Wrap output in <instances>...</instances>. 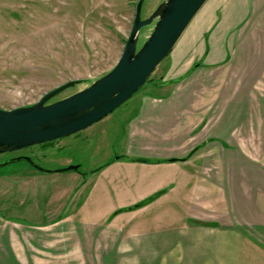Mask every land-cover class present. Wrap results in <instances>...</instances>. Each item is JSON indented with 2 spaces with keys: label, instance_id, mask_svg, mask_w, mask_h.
Segmentation results:
<instances>
[{
  "label": "rangeland",
  "instance_id": "1",
  "mask_svg": "<svg viewBox=\"0 0 264 264\" xmlns=\"http://www.w3.org/2000/svg\"><path fill=\"white\" fill-rule=\"evenodd\" d=\"M137 1L0 0V108L34 104L54 87L69 80H79L49 100L54 101L107 73L122 52ZM161 1L145 0L141 18H146ZM212 5L213 0L204 2L145 84L99 123L106 124L104 135L75 138L74 135L0 153V163L27 156L46 170L39 171L23 159L0 166V236L10 232L9 235L31 242L27 245L29 250L20 246L23 248L18 251L20 261L16 264H136L134 256L126 257L125 254L133 252L130 241L136 236L135 232L151 228L148 224L151 218L145 217L146 225L140 227L136 224H140L143 217L126 215L124 219L128 218L129 230L120 229V224H70L72 216L68 223H52L68 215L81 202L84 207L79 217L89 221L99 217L104 219L124 207L129 193L142 186L134 179L136 175L140 178L139 173L125 175L123 170L118 172L112 168L110 175L105 171L96 178L87 196L90 180L81 173L86 175L87 171L120 155L152 159L147 150L139 148L142 142L130 135L133 127H147L140 124L146 113L136 112L137 107L133 106L136 98H158V93L151 89L152 83L164 82L162 76L170 65L176 67L174 73H177L202 63L205 59L201 57V51L209 56V63L222 64L216 68H202L197 76L193 100L198 111L209 114L203 130L192 133L189 140H209L222 146L180 151L215 160L220 157L240 159L236 167L227 166V172H239L238 193L242 199L257 198L260 202L259 197L264 191V19L252 21L250 29L245 28L248 35L238 44V52H225L227 42L222 43V38L217 37L211 39V52L207 54L203 45L206 37L201 41V32L216 24L217 18L211 14ZM217 25L224 29L228 24L222 28L221 24ZM152 26L153 23L141 28L138 47ZM243 28L238 31L242 32ZM197 81H186L182 86L188 91L187 88L191 90ZM198 118L191 117L190 122L194 123ZM193 123L175 126V140L187 139L185 132L189 128L194 130ZM67 159L71 161L67 165H78V169L55 171L67 166ZM216 167L219 171V164ZM119 175L121 180L116 179ZM142 177L145 181L151 179L150 175ZM104 181L109 182L112 193L109 185L103 188ZM138 207L132 206V209ZM257 233L261 235L262 232ZM39 240L45 244H33ZM248 250L262 251L250 245L244 247V251ZM0 264L7 262L0 259ZM8 264L15 263L10 261Z\"/></svg>",
  "mask_w": 264,
  "mask_h": 264
},
{
  "label": "crops",
  "instance_id": "2",
  "mask_svg": "<svg viewBox=\"0 0 264 264\" xmlns=\"http://www.w3.org/2000/svg\"><path fill=\"white\" fill-rule=\"evenodd\" d=\"M213 1L211 14L217 18L216 24L214 28H205L201 32V41L206 37L203 41L205 51L209 54L211 39L220 37L222 43L227 42L225 52H238V44L248 35L246 29H250L251 22L264 19V0ZM217 24H221V28L224 24L228 25L220 29L217 28L219 26ZM242 26H244L242 32L238 31ZM203 52H200L201 57L205 59L202 63H195L186 68L187 70L177 73H174L176 67L170 65L162 76L164 82L152 83L151 89L158 93V98L153 97L150 100L145 96L136 98L133 106L137 107L136 112L146 113L140 124L147 127H133L130 135L142 142L139 148L147 150L152 156L151 160L131 159L120 155L97 166H102L98 171L92 169L87 171L86 175L81 173L82 177L86 176L87 181L90 180L86 196L90 194L96 178L105 171L110 175L113 172L110 170L112 168L118 172H121L119 169L123 170L125 175L139 173L140 178L136 175L134 179L142 186L134 193H129L130 198H135L131 200L129 198L116 214L90 221L81 220L79 217L84 207L81 206L83 203L81 202L74 207L76 209L52 224L68 223L72 216L70 224H120V229H127L128 218L124 217L136 214L135 218L143 217L140 224H136L140 227L146 225L143 222L145 217L151 218V223H148L151 224V228L135 232L136 236L130 241L133 244V252L125 254L126 257L134 256L136 264H264V191L263 196L259 197L260 202L257 198L240 197L239 172L236 174L227 172L228 167H236L240 159L220 157L215 160L207 156L195 157L188 155L189 153H185L187 154L185 156L183 151H180L185 148L191 151L199 147L213 149L222 146L209 140L199 139L195 142L189 140L192 133L203 130L204 123L207 122L206 115L209 114L202 110L198 111L193 100L192 91L198 84L197 76L200 75L202 68H216L222 64L216 61L209 63V56ZM180 77L182 78L176 81ZM186 81L197 82L191 90L187 88L186 91L182 86ZM199 113H202L201 116ZM183 117L188 120H182ZM191 117L199 118L193 123L190 122ZM104 119L68 137L104 135L106 124H99ZM190 123L196 126L194 130L189 128L185 132L187 139L176 141L175 126ZM70 162V159H67L65 165ZM216 164H219L220 172L217 171ZM123 167L125 169H122ZM252 170L255 169L252 167ZM142 175H150L151 179L145 181ZM116 179L121 180V176ZM108 185L109 182L104 181L103 188H108ZM110 187L111 185L109 191L112 193ZM157 193L159 194L151 202L132 209L135 203L138 204L137 202H142ZM257 232L262 233L259 235ZM9 233L0 236V259L7 264L10 261L16 264V261H20L18 251L23 248L20 246L27 247L31 242ZM126 242L128 243V240ZM33 244L45 243L39 240ZM248 245L256 246L262 251H244V247Z\"/></svg>",
  "mask_w": 264,
  "mask_h": 264
},
{
  "label": "water",
  "instance_id": "3",
  "mask_svg": "<svg viewBox=\"0 0 264 264\" xmlns=\"http://www.w3.org/2000/svg\"><path fill=\"white\" fill-rule=\"evenodd\" d=\"M145 0H138L129 35L114 66L84 88L49 101L79 80H69L47 91L34 104L13 109L0 108V153L43 144L76 134L100 121L136 93L172 47L206 0H163L141 18ZM153 23L138 47L141 28ZM23 159L34 168L30 157L20 156L0 166ZM67 165L55 171L77 170Z\"/></svg>",
  "mask_w": 264,
  "mask_h": 264
},
{
  "label": "trees",
  "instance_id": "4",
  "mask_svg": "<svg viewBox=\"0 0 264 264\" xmlns=\"http://www.w3.org/2000/svg\"><path fill=\"white\" fill-rule=\"evenodd\" d=\"M51 142H52V141H51ZM101 167H102V166H100V167H96V168H95L94 170H92V171H98V170L101 169ZM159 193H161V192H159ZM159 193H157L154 197H156ZM154 197H151V198H148V199H146V200H144V201H142V202H139L138 204H135L133 207L141 206V205L147 203L148 201L152 200Z\"/></svg>",
  "mask_w": 264,
  "mask_h": 264
},
{
  "label": "flooded vegetation",
  "instance_id": "5",
  "mask_svg": "<svg viewBox=\"0 0 264 264\" xmlns=\"http://www.w3.org/2000/svg\"><path fill=\"white\" fill-rule=\"evenodd\" d=\"M36 169V168H35ZM40 171V170H39Z\"/></svg>",
  "mask_w": 264,
  "mask_h": 264
}]
</instances>
